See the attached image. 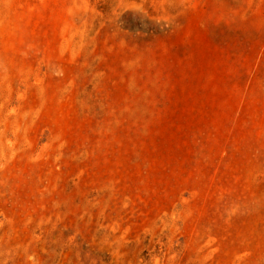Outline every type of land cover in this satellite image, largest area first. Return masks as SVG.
Instances as JSON below:
<instances>
[{
    "label": "rangeland",
    "instance_id": "obj_1",
    "mask_svg": "<svg viewBox=\"0 0 264 264\" xmlns=\"http://www.w3.org/2000/svg\"><path fill=\"white\" fill-rule=\"evenodd\" d=\"M0 264H264V0H0Z\"/></svg>",
    "mask_w": 264,
    "mask_h": 264
}]
</instances>
